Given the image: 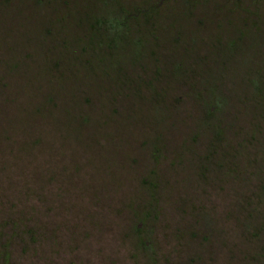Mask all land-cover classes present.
I'll return each mask as SVG.
<instances>
[{
  "label": "rangeland",
  "instance_id": "1",
  "mask_svg": "<svg viewBox=\"0 0 264 264\" xmlns=\"http://www.w3.org/2000/svg\"><path fill=\"white\" fill-rule=\"evenodd\" d=\"M125 1L159 2L158 23L183 8ZM47 12L0 0V264H264V10L239 56L194 44L199 98L173 77L186 41L112 85Z\"/></svg>",
  "mask_w": 264,
  "mask_h": 264
},
{
  "label": "trees",
  "instance_id": "2",
  "mask_svg": "<svg viewBox=\"0 0 264 264\" xmlns=\"http://www.w3.org/2000/svg\"><path fill=\"white\" fill-rule=\"evenodd\" d=\"M166 1L175 2V0ZM179 1L181 4L178 6H183V8H175L174 13L168 15L171 21L167 24L164 20L160 21L159 19V23L156 21L161 10L159 2L147 5H143L144 3L128 5L125 0H37L44 9L48 8L47 13L51 18L49 20L51 23L55 21L62 28L84 33V38L78 39V42L75 43L80 47L82 55L84 52H87L88 55L86 57L85 54L83 58L79 57L77 60H90L88 62L89 71L95 73L96 80H100L101 76L110 79L112 85L125 86L131 83L134 88H138L137 83L132 80L133 78L128 76L127 68L133 69L136 76L143 82L142 77L146 76L142 71L149 69L147 64L151 63L155 70L161 60L158 53L161 51L159 45L171 44L174 46L178 40H181L180 43L186 41V47L178 49L180 59L175 65L173 77L182 78L186 82L189 97L199 98L203 93L195 88L193 82L191 83L188 74L183 75L180 71L183 68L188 71L192 64L194 68L198 67L196 62L198 59L210 60L212 54L209 49L199 54L198 49H194V44L196 42L204 44L206 38L219 47L220 53H234L238 56L241 55L239 52L243 50L242 43L245 45L249 43L251 49L255 48L254 45L260 32L259 27L262 24L261 19H263L259 12L264 10V0ZM160 2L162 1L160 0ZM179 10L183 12H179ZM196 10L200 12L194 15ZM140 18L145 20L142 26ZM154 21L160 26L166 24L169 31L156 29L159 25H153ZM190 21L203 29L193 31V29L186 30L184 27H180ZM147 39L150 40V45L143 47ZM70 41L69 39V43ZM74 41L75 39H72L71 43ZM65 42V45L61 46L63 53L67 51L65 46L68 45V41ZM188 58L196 61L187 60L185 62ZM114 74L117 76L113 77ZM257 82L258 79L253 81L256 88ZM211 85L214 86V84ZM155 97L158 101L159 94H155ZM202 102L206 105L203 100ZM157 103L159 104V102ZM141 246L149 247L146 242H142ZM7 258V253L4 251L2 264H7Z\"/></svg>",
  "mask_w": 264,
  "mask_h": 264
},
{
  "label": "flooded vegetation",
  "instance_id": "3",
  "mask_svg": "<svg viewBox=\"0 0 264 264\" xmlns=\"http://www.w3.org/2000/svg\"><path fill=\"white\" fill-rule=\"evenodd\" d=\"M252 81H257V78H253V79H251ZM253 84V86H255L254 85V83H252ZM211 109H213V107H211Z\"/></svg>",
  "mask_w": 264,
  "mask_h": 264
}]
</instances>
